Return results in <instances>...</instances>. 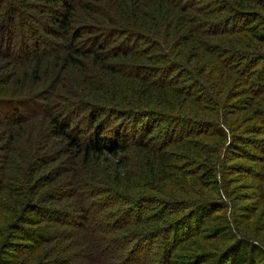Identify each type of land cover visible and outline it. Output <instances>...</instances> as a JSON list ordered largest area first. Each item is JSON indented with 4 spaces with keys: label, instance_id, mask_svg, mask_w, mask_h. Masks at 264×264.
<instances>
[{
    "label": "trees",
    "instance_id": "obj_1",
    "mask_svg": "<svg viewBox=\"0 0 264 264\" xmlns=\"http://www.w3.org/2000/svg\"><path fill=\"white\" fill-rule=\"evenodd\" d=\"M157 242L264 264V0H0V264Z\"/></svg>",
    "mask_w": 264,
    "mask_h": 264
},
{
    "label": "rangeland",
    "instance_id": "obj_2",
    "mask_svg": "<svg viewBox=\"0 0 264 264\" xmlns=\"http://www.w3.org/2000/svg\"><path fill=\"white\" fill-rule=\"evenodd\" d=\"M112 211V209H109L108 212ZM90 218L84 220V225L85 227H89L90 225ZM82 224V226H83ZM80 234H84L85 230L84 229H80ZM160 249V242H157L155 245L151 246V245H147L141 255V259H139V264H156L158 262V250Z\"/></svg>",
    "mask_w": 264,
    "mask_h": 264
}]
</instances>
